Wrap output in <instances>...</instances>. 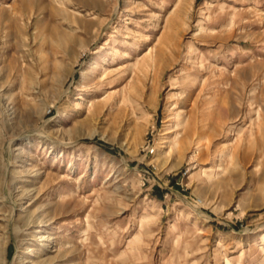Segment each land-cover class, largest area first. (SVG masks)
I'll use <instances>...</instances> for the list:
<instances>
[{
  "label": "rangeland",
  "instance_id": "rangeland-1",
  "mask_svg": "<svg viewBox=\"0 0 264 264\" xmlns=\"http://www.w3.org/2000/svg\"><path fill=\"white\" fill-rule=\"evenodd\" d=\"M0 264H264V0H0Z\"/></svg>",
  "mask_w": 264,
  "mask_h": 264
}]
</instances>
